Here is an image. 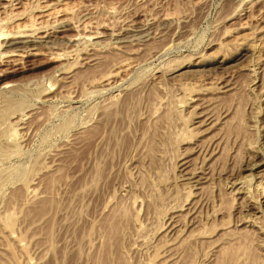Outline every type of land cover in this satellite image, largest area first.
<instances>
[{
  "label": "rangeland",
  "instance_id": "374dc122",
  "mask_svg": "<svg viewBox=\"0 0 264 264\" xmlns=\"http://www.w3.org/2000/svg\"><path fill=\"white\" fill-rule=\"evenodd\" d=\"M0 28V264H264V0H0Z\"/></svg>",
  "mask_w": 264,
  "mask_h": 264
},
{
  "label": "bare ground",
  "instance_id": "6f19581e",
  "mask_svg": "<svg viewBox=\"0 0 264 264\" xmlns=\"http://www.w3.org/2000/svg\"><path fill=\"white\" fill-rule=\"evenodd\" d=\"M10 6V5H9ZM0 31H1V28H0ZM8 31V30H7ZM11 32V31H10ZM3 35V33L2 32H0V39H1V36ZM33 35V34H32ZM5 38V37H4ZM16 42V41H15ZM38 212V211H37ZM36 213V212H35ZM39 213H40V210H39ZM37 214V213H36ZM39 215V214H38ZM111 230L110 231H112L113 229L112 228H110ZM115 229V228H114Z\"/></svg>",
  "mask_w": 264,
  "mask_h": 264
}]
</instances>
